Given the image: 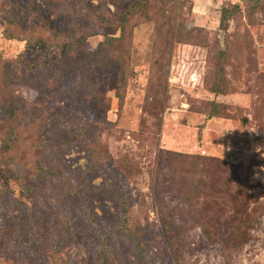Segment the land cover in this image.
I'll return each instance as SVG.
<instances>
[{"label": "rangeland", "instance_id": "1", "mask_svg": "<svg viewBox=\"0 0 264 264\" xmlns=\"http://www.w3.org/2000/svg\"><path fill=\"white\" fill-rule=\"evenodd\" d=\"M6 1L0 0V6ZM10 1L30 15V0ZM172 2L166 1L173 12L164 19L186 28L171 45L163 46L164 33L153 32L154 21L135 17L127 25L134 53L121 102L112 64L99 72L101 85L93 91L81 85L78 57L63 70L66 78L54 102L69 112L76 108L79 120L108 123L100 132L104 166L89 177L94 186L86 197L70 191L75 182L56 183L70 212L58 213L52 201H40L50 185L35 191L37 198L28 196L5 170L6 158L18 161L21 152H0V264H102L106 249L109 264H264V0ZM131 3L94 0L88 6L93 14L115 20ZM234 5L238 10L222 30L221 11ZM52 22L64 31L63 17ZM4 28L0 15L2 57L21 55L27 66L47 58L63 61V49L26 47L7 38ZM112 29L95 28L88 45L94 47L102 32ZM219 52L224 79L222 93L214 94L209 85ZM37 94L30 91L27 97ZM211 101L218 104V115H208ZM82 155L70 152L72 168L84 164ZM195 155L205 157V183L195 205L188 206L181 195L199 174L191 176L180 158ZM83 203L87 212L77 208ZM203 208L209 236L195 220ZM125 210L131 211L132 222L123 220ZM232 230L236 237L225 241ZM122 235L125 241L118 239ZM118 248L126 250L120 257Z\"/></svg>", "mask_w": 264, "mask_h": 264}, {"label": "trees", "instance_id": "2", "mask_svg": "<svg viewBox=\"0 0 264 264\" xmlns=\"http://www.w3.org/2000/svg\"><path fill=\"white\" fill-rule=\"evenodd\" d=\"M82 1L77 3V0L72 2L30 0V15L21 14L17 5L10 0L0 6V15L5 22L4 34L7 38L24 41L26 47L34 45L63 49L64 59L61 63H53L47 58L45 63L31 66L25 65L21 55L12 58H4L0 55V152L2 155L21 152L18 161L11 156L6 158L7 164L13 166V169L6 167V174L8 178L18 182L28 196L34 199L35 191L45 190V185L52 186L48 193L37 196H40V201L45 202L48 199L52 201L57 207L56 211L62 214L70 212L71 206L67 207L65 200L59 197L56 183L75 182L76 185L72 186L70 191L86 197L85 192L90 191L94 186L88 181L89 177L95 168L104 166L106 149L100 141V132L108 126V123L100 118L94 122L79 120L80 117L75 115L78 113L76 108L69 112L64 104L54 102L53 96L60 93L58 84L65 81L63 70L68 66V61L74 57L79 58L83 68L80 76L81 85L92 91L100 88L102 79L98 75L99 72L112 64L111 66L116 68L115 95L121 102L129 71L127 66L134 53L131 38L129 40L126 34L129 22L135 17L154 21L153 32H157L160 36L164 33L165 47L171 45L174 35L175 38L180 37L183 29L186 28V25L175 23L168 16L166 20L164 19L169 11L173 12L172 8L166 5V1L171 0H132L130 6L115 20L103 14H93L88 1L94 0ZM173 2L175 3L176 0ZM237 10V5L231 8L225 6L222 9L220 19L222 30L227 29L228 19ZM59 17H63L65 21L63 32L56 30L54 22L49 23L50 20L55 21ZM48 18L52 19L48 21ZM98 27L113 28V31L102 32L103 39L91 47L87 39L96 33L95 28ZM189 28L192 29L190 25ZM222 58V52L214 58L216 59L213 64L214 81L212 80L209 85L210 91L214 94L222 93V89L219 90L220 81L224 79ZM71 86L68 85L67 88ZM34 90H37L38 94L33 99L28 98V92ZM69 90L64 94L66 95ZM63 99L66 101L65 96ZM207 103L211 106L208 115H218V104L213 101ZM72 150L83 153L85 161L82 166L73 168L70 166L68 155ZM30 151L32 155L28 156L26 152ZM204 161L205 157L202 155H195L189 159L180 158L181 163L188 165L186 171L191 176L199 174L196 179L188 182L181 195V200L188 206H194L203 192L205 182L201 173L205 172ZM19 167L23 170L22 175L19 174ZM30 175H34L35 180ZM77 208L87 212L88 203H83ZM123 216L124 221L132 222L131 211L129 214L125 210ZM205 216L204 208L197 210L195 220L202 232L209 236ZM160 222L162 225L166 224L163 219ZM233 236L236 237V233L232 230L225 241L228 242ZM118 239L124 240L123 235ZM125 252L126 250L118 248V257ZM108 258L106 249L102 264H109Z\"/></svg>", "mask_w": 264, "mask_h": 264}]
</instances>
